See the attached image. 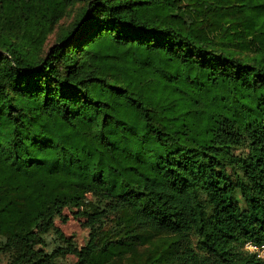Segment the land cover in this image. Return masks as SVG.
Segmentation results:
<instances>
[{
    "label": "trees",
    "instance_id": "trees-1",
    "mask_svg": "<svg viewBox=\"0 0 264 264\" xmlns=\"http://www.w3.org/2000/svg\"><path fill=\"white\" fill-rule=\"evenodd\" d=\"M222 31L253 56L215 47ZM87 196L127 214L120 236L97 239ZM137 228L194 236L181 264H264L243 248L264 244V0H0V254L108 264L148 241Z\"/></svg>",
    "mask_w": 264,
    "mask_h": 264
},
{
    "label": "rangeland",
    "instance_id": "rangeland-1",
    "mask_svg": "<svg viewBox=\"0 0 264 264\" xmlns=\"http://www.w3.org/2000/svg\"><path fill=\"white\" fill-rule=\"evenodd\" d=\"M80 4H76L73 8H70L62 20L53 27L52 31L48 34L47 39L44 44V50L46 51L56 40L57 35L67 28V26L75 18ZM207 26V22H203L200 28ZM209 36L212 37L213 45L215 47H227L230 51L234 52L239 57H252L253 54L242 51L234 43L229 42V37L227 32H217L210 33ZM236 155H247L248 151L246 148H241L234 151ZM236 200L240 206L244 207V203L237 192L235 194ZM87 209L95 211H103L102 218L99 219L100 222L96 223L95 228L97 230V239L103 240L108 237L115 238L121 235L124 219L127 214L125 213H107L103 204H95L93 199L87 196L86 203ZM63 215L67 218L65 222H62L59 218L54 220L55 226L60 229L63 235L70 239L71 242L76 247H82L86 244L89 239L90 226L86 223V220L83 218H75L71 215L69 210H64ZM136 230L138 235H148V241L136 247L135 251L123 255L122 257L115 258L108 264H181L169 255V251L177 244L181 245L186 244L189 247L195 246L196 239L194 236H173L167 234H155L150 231H143L142 229L137 228ZM60 239L53 233H48L44 236V245L43 249L45 251H50L57 246H61ZM245 250V245L243 247ZM11 259L10 253H1L0 254V264H9ZM75 258L72 255H67L64 258L57 260L59 264H73Z\"/></svg>",
    "mask_w": 264,
    "mask_h": 264
},
{
    "label": "built area",
    "instance_id": "built-area-1",
    "mask_svg": "<svg viewBox=\"0 0 264 264\" xmlns=\"http://www.w3.org/2000/svg\"><path fill=\"white\" fill-rule=\"evenodd\" d=\"M245 248L248 252L254 253L258 258L264 260V244L256 245L253 243H246Z\"/></svg>",
    "mask_w": 264,
    "mask_h": 264
}]
</instances>
